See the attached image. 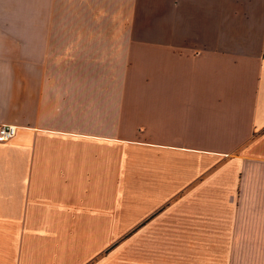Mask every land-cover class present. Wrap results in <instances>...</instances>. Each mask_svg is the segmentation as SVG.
Segmentation results:
<instances>
[{"label":"crops","instance_id":"crops-1","mask_svg":"<svg viewBox=\"0 0 264 264\" xmlns=\"http://www.w3.org/2000/svg\"><path fill=\"white\" fill-rule=\"evenodd\" d=\"M0 264H264V0H0Z\"/></svg>","mask_w":264,"mask_h":264},{"label":"built area","instance_id":"built-area-1","mask_svg":"<svg viewBox=\"0 0 264 264\" xmlns=\"http://www.w3.org/2000/svg\"><path fill=\"white\" fill-rule=\"evenodd\" d=\"M18 128L13 125L0 126V143H8L16 138Z\"/></svg>","mask_w":264,"mask_h":264}]
</instances>
